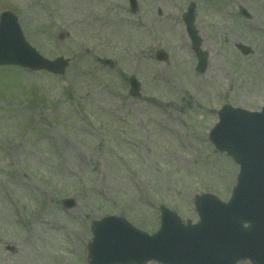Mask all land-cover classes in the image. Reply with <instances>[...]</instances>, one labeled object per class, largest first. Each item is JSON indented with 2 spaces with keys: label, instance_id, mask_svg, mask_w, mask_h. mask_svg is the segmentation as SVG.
Here are the masks:
<instances>
[{
  "label": "rangeland",
  "instance_id": "1",
  "mask_svg": "<svg viewBox=\"0 0 264 264\" xmlns=\"http://www.w3.org/2000/svg\"><path fill=\"white\" fill-rule=\"evenodd\" d=\"M137 1L132 15L127 0H0L43 57L70 59L61 77L0 67V264H86L90 224L106 215L153 234L161 206L196 223L194 196L227 201L238 167L207 137L223 104L264 106V0Z\"/></svg>",
  "mask_w": 264,
  "mask_h": 264
},
{
  "label": "water",
  "instance_id": "2",
  "mask_svg": "<svg viewBox=\"0 0 264 264\" xmlns=\"http://www.w3.org/2000/svg\"><path fill=\"white\" fill-rule=\"evenodd\" d=\"M131 8L135 12L134 1ZM239 12L248 17L244 9ZM183 21L198 58L197 70L203 72L206 54L199 50L194 6ZM240 49L244 55L249 53L246 47ZM163 57L159 55L160 59ZM0 65L45 69L61 75L68 61L43 59L25 42L16 17L4 13L0 17ZM131 84L132 95H137L138 83L132 79ZM219 119L209 140L240 166L230 202L223 204L210 195L195 197L200 220L196 226H183L175 214L163 208L162 230L153 237L138 233L115 218L96 223L88 249L90 264H146L151 260L164 264H236L246 258L253 264H264V108L261 113L251 114L226 107L219 112ZM245 223L249 228L243 227ZM114 224L143 236L144 241L133 242L131 235L124 238L111 234L110 225Z\"/></svg>",
  "mask_w": 264,
  "mask_h": 264
}]
</instances>
